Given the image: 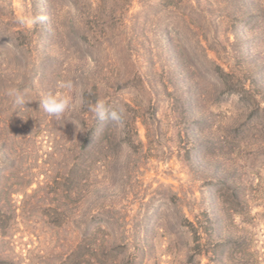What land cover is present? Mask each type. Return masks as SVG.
Returning <instances> with one entry per match:
<instances>
[{"label": "rangeland", "instance_id": "obj_1", "mask_svg": "<svg viewBox=\"0 0 264 264\" xmlns=\"http://www.w3.org/2000/svg\"><path fill=\"white\" fill-rule=\"evenodd\" d=\"M0 210L9 264H264V0H0Z\"/></svg>", "mask_w": 264, "mask_h": 264}, {"label": "clouds", "instance_id": "obj_2", "mask_svg": "<svg viewBox=\"0 0 264 264\" xmlns=\"http://www.w3.org/2000/svg\"><path fill=\"white\" fill-rule=\"evenodd\" d=\"M43 17L35 16L29 23H39ZM24 23V21H21ZM59 87L66 90L65 94H49L41 99L40 107L46 112L49 116H53L56 119H60L63 114L72 106V97L67 93L70 92L73 88V83L71 80L62 81L59 83ZM9 96L15 97V103L17 105H25L26 95L21 94L17 89H9ZM89 110L94 114L96 119L103 121L105 119H111L114 122L120 123L123 120L124 110L120 109L119 111L110 110L106 105L104 100L98 99L94 105L89 106Z\"/></svg>", "mask_w": 264, "mask_h": 264}, {"label": "trees", "instance_id": "obj_3", "mask_svg": "<svg viewBox=\"0 0 264 264\" xmlns=\"http://www.w3.org/2000/svg\"><path fill=\"white\" fill-rule=\"evenodd\" d=\"M197 10L198 9L196 8V6L193 5V11L196 12ZM208 49H209V51L213 50L212 47H209ZM202 50H204V52L206 53L205 56H206L207 60L211 63V66L215 69L214 75H215L216 79H218V81H220L224 86L232 87L229 89V93L231 95H235V94L239 93V91L237 89H235L233 86L230 85L231 84L230 79L232 78L231 73L227 72L224 69V67H222L221 65H218L215 60L209 58V55H207V49H205L203 46H202ZM110 110H114V109L112 108ZM0 213H1V210H0ZM0 264H9V263L5 262V261H0Z\"/></svg>", "mask_w": 264, "mask_h": 264}]
</instances>
